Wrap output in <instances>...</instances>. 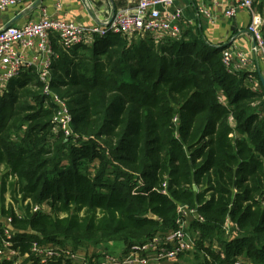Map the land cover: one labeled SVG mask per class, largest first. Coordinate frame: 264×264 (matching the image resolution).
<instances>
[{"label":"trees","instance_id":"trees-1","mask_svg":"<svg viewBox=\"0 0 264 264\" xmlns=\"http://www.w3.org/2000/svg\"><path fill=\"white\" fill-rule=\"evenodd\" d=\"M51 44V90L65 99L74 135L54 131L37 67L20 71L0 96L2 190L8 184L15 202L52 210L27 204L21 217L1 198L0 217L11 218L24 262L37 264L34 241L118 243L126 253L176 228L177 207L185 204L203 220L187 218L198 236L180 264H264V88L257 72L227 71L221 54L228 45H210L191 29L177 39L111 33L70 49L54 36ZM229 224L237 229L230 238ZM3 237L2 221L0 246Z\"/></svg>","mask_w":264,"mask_h":264},{"label":"built area","instance_id":"built-area-1","mask_svg":"<svg viewBox=\"0 0 264 264\" xmlns=\"http://www.w3.org/2000/svg\"><path fill=\"white\" fill-rule=\"evenodd\" d=\"M21 0H0V10L16 5ZM263 0H233L225 11L227 17H232L239 10H245L250 15L247 31L253 38L251 51L227 47L222 50L221 61L227 71H247L249 64L264 65V35L263 20L256 11L258 3ZM127 6L117 9L111 18L103 24L83 25L74 21L58 18H42L36 22H28L20 27L8 26L0 29V96L6 91L8 82L20 71L32 66L25 59L29 51L35 53L37 74L41 82V93L47 99L46 105L53 106L52 123L54 131H61L65 137L73 136L71 130V114L65 99L51 90L50 60L55 53L52 49L51 37L57 38L65 48L79 44L90 45L93 38L116 33L131 38L132 36L150 35L155 41L164 38H178L181 35L182 8L175 5V0H127ZM199 12L209 16L206 8ZM254 67V66H253ZM255 68V67H254ZM255 71V70H254ZM251 72V71H248ZM256 83V82H255ZM218 101L226 105L224 97L219 93ZM16 139V138H14ZM165 186L166 184L163 183ZM177 227L157 233L147 241L133 245L126 253L111 254L105 248L93 246V253L88 255L71 246H59L32 242L30 254L37 264H47L60 261L63 264H180L179 256L194 249L195 231L192 235L185 229V220L193 216L198 220L203 217L195 207L181 204L177 207ZM230 225V224H229ZM227 225L225 226L226 229ZM16 230L11 218L3 220L2 244L0 259L11 261L12 264H33L24 262L28 254H21L13 246L12 238ZM234 264H251L238 258Z\"/></svg>","mask_w":264,"mask_h":264},{"label":"crops","instance_id":"crops-1","mask_svg":"<svg viewBox=\"0 0 264 264\" xmlns=\"http://www.w3.org/2000/svg\"><path fill=\"white\" fill-rule=\"evenodd\" d=\"M233 0H175V5L182 8L181 35L183 31L191 29L198 31L202 39L210 45L227 46L251 51L253 38L247 31L250 15L245 10H239L232 17H227L225 11ZM127 0H21L16 5L0 10V29L12 26H22L28 22H36L42 18H58L74 21L83 25L103 24L107 22L113 13L127 6ZM207 9L209 16H204L199 9ZM264 35V24L262 27ZM180 35V37H181ZM178 37V38H180ZM177 39V38H175ZM35 53L29 51L25 59L36 67ZM255 68H254V67ZM247 66V71H259L264 77V65ZM109 244L98 245L105 248ZM93 246H80L77 250L93 253Z\"/></svg>","mask_w":264,"mask_h":264},{"label":"rangeland","instance_id":"rangeland-1","mask_svg":"<svg viewBox=\"0 0 264 264\" xmlns=\"http://www.w3.org/2000/svg\"><path fill=\"white\" fill-rule=\"evenodd\" d=\"M264 11V0L260 1L256 7V11L259 14V16L261 17V19L263 20L264 23V16L262 11ZM255 80V79H254ZM257 102L254 101L253 105H255ZM259 114L262 116L263 112H264V107H263V111L261 110V108L258 109ZM6 172V168L0 164V179L1 176ZM9 180H11V178L9 177ZM12 182V181H11ZM6 191L2 190V186L0 183V210H1V198H4V202L3 205L6 208V211H9V209H14L15 213H17L18 215H22L21 217H23V210L21 208L26 207L27 204H29L31 210L34 212L35 210H42L43 212H48V213H52L51 207L45 203H33L31 200H24V201H20V198L18 197V202H15L12 196V192H11V188L8 184H6ZM28 206V205H27ZM83 212H80V215H82ZM17 215V216H18ZM65 215V214H63ZM61 215V216H63ZM19 217V216H18ZM10 218V217H7ZM2 218L0 217V222H2ZM190 220L186 219L185 220V229L186 227L189 228V230L191 231L189 234H193L195 232V229L192 228L190 229L189 226ZM198 231V230H196ZM237 233V229L234 225H227L226 230H225V235H227L229 238L233 237L235 234ZM107 251L111 254H116L118 252L117 248H120V244L118 243H114V245H112V243L110 245L106 246ZM188 260V259H187ZM187 260L183 259V264H189L187 262Z\"/></svg>","mask_w":264,"mask_h":264},{"label":"water","instance_id":"water-1","mask_svg":"<svg viewBox=\"0 0 264 264\" xmlns=\"http://www.w3.org/2000/svg\"><path fill=\"white\" fill-rule=\"evenodd\" d=\"M8 26H10V25H8ZM258 73H259V80H260V82H261V84H262V86L264 88V77H263V75H262V73L260 71ZM193 189H196V187L193 186Z\"/></svg>","mask_w":264,"mask_h":264}]
</instances>
